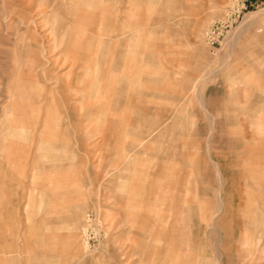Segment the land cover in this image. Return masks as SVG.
I'll use <instances>...</instances> for the list:
<instances>
[{
  "label": "rangeland",
  "instance_id": "374dc122",
  "mask_svg": "<svg viewBox=\"0 0 264 264\" xmlns=\"http://www.w3.org/2000/svg\"><path fill=\"white\" fill-rule=\"evenodd\" d=\"M32 43L80 77L70 148L49 180L45 137L0 134V264H264V0H0V122Z\"/></svg>",
  "mask_w": 264,
  "mask_h": 264
},
{
  "label": "crops",
  "instance_id": "0c3cea01",
  "mask_svg": "<svg viewBox=\"0 0 264 264\" xmlns=\"http://www.w3.org/2000/svg\"><path fill=\"white\" fill-rule=\"evenodd\" d=\"M81 19H84L83 15ZM72 27L73 25L71 24L68 26L71 30L73 29ZM76 39H78L77 36L73 38V41H76ZM84 39L85 48L82 52V57L74 56L75 53H73L71 49L66 48L64 43L63 53L71 55L73 64H75L76 61L80 63L81 59H86L87 52H84L88 47V37L86 34ZM32 44H28L25 54H19V57L17 56V59H21V61L17 63L16 66L13 63L11 64L12 70L11 72L9 71L8 75L7 86L10 87L13 95L18 99L15 108L20 122L16 123L14 118L9 119L7 116H4L0 122V134L18 136L22 137V139L26 136H31V138L34 136L39 138L45 137V140H35V149L47 152L48 155H51L52 159L50 162L53 168H51L52 171L49 172L48 177L49 180H56L61 176V171L58 167L60 165H57L55 162L57 159L56 154L68 152L70 146L65 139L66 135L72 132L70 127L61 130L62 127L60 124H57L58 106L67 108V106L71 105L68 97H65L66 91L71 93L74 87L73 83L78 82L80 77L75 75L76 80H74L71 75V69L69 68L64 72L66 74L65 79L56 78V74L52 72L51 68H42L39 66L40 46L38 45L37 48V45ZM44 70H49V74H47L48 78L44 77ZM57 86H59L60 92H57ZM58 93L60 97L63 96L60 100H58ZM14 110L15 109H13V111ZM9 114L11 113L9 112ZM67 115L69 118L70 114ZM50 192L52 195L56 194L60 196V194L66 192V189H60V183L55 181ZM44 199V196L40 197V201H44ZM50 207L51 205L46 207L45 210L51 211ZM51 230V219L49 217H43L42 215L39 221V233L45 235V233L52 232ZM48 242L49 241L46 242L42 240L38 245L40 248H43V245H47ZM75 242L80 246L78 239H76ZM2 260L3 259H0V262H2ZM38 260V262L43 261L39 257Z\"/></svg>",
  "mask_w": 264,
  "mask_h": 264
},
{
  "label": "bare ground",
  "instance_id": "6f19581e",
  "mask_svg": "<svg viewBox=\"0 0 264 264\" xmlns=\"http://www.w3.org/2000/svg\"><path fill=\"white\" fill-rule=\"evenodd\" d=\"M245 18H246V17H245ZM48 72H49V70H48V71H47V70H46V71L44 70V74L42 73V74L44 75V77L48 78V77H47V74H49Z\"/></svg>",
  "mask_w": 264,
  "mask_h": 264
}]
</instances>
